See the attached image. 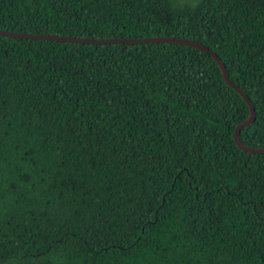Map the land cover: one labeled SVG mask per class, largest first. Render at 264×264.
<instances>
[{
    "label": "trees",
    "instance_id": "trees-1",
    "mask_svg": "<svg viewBox=\"0 0 264 264\" xmlns=\"http://www.w3.org/2000/svg\"><path fill=\"white\" fill-rule=\"evenodd\" d=\"M0 31L194 41L264 148V0H0ZM248 115L193 47L0 36V264H264Z\"/></svg>",
    "mask_w": 264,
    "mask_h": 264
},
{
    "label": "water",
    "instance_id": "water-1",
    "mask_svg": "<svg viewBox=\"0 0 264 264\" xmlns=\"http://www.w3.org/2000/svg\"><path fill=\"white\" fill-rule=\"evenodd\" d=\"M0 36H6V37H11V38H16V39H30V40H52V41H66V42H74V43H81V44H106V43H111V44H144V43H158V42H166V43H174V44H182L186 45L189 47H193L195 49H198L202 52L207 53L217 64V66L220 69V72L222 74L223 81L225 84L233 89L236 93H238L245 104L247 105L249 115L248 118L242 121L241 123L237 124L233 130V141L235 145L238 147L243 152L250 153V154H262L264 153V148H258V149H252V148H247L243 146L239 139H238V131L240 130L241 127L249 125L253 120H254V108L249 101V99L246 97V95L236 86H234L227 77V72L225 70L224 65L221 63L219 58L212 52H210L207 48L203 47L202 45L191 41L187 39H182V38H176V37H170V38H144V39H99V40H92V39H79V38H69V37H61V36H54V35H30V34H20V33H10V32H3L0 31Z\"/></svg>",
    "mask_w": 264,
    "mask_h": 264
}]
</instances>
